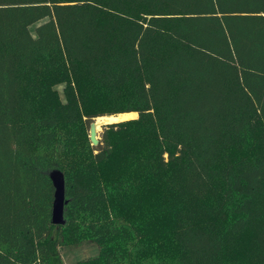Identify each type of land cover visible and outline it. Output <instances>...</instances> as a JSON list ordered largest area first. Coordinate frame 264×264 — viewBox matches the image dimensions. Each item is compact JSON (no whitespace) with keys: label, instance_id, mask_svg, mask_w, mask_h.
Instances as JSON below:
<instances>
[{"label":"trees","instance_id":"obj_1","mask_svg":"<svg viewBox=\"0 0 264 264\" xmlns=\"http://www.w3.org/2000/svg\"><path fill=\"white\" fill-rule=\"evenodd\" d=\"M86 243L75 264H264V0H0V264Z\"/></svg>","mask_w":264,"mask_h":264},{"label":"water","instance_id":"obj_2","mask_svg":"<svg viewBox=\"0 0 264 264\" xmlns=\"http://www.w3.org/2000/svg\"><path fill=\"white\" fill-rule=\"evenodd\" d=\"M104 125L106 124H102L101 127ZM88 138H89V142L91 146H96L98 144L99 139H98V131L96 130L95 120L89 124ZM47 176L50 179L53 189H54L52 209H51V224L63 225L65 222L63 213H64V206L66 204V201L64 198L63 174L58 169H52L47 172Z\"/></svg>","mask_w":264,"mask_h":264},{"label":"rangeland","instance_id":"obj_3","mask_svg":"<svg viewBox=\"0 0 264 264\" xmlns=\"http://www.w3.org/2000/svg\"><path fill=\"white\" fill-rule=\"evenodd\" d=\"M56 89L59 93H61L62 85L57 86ZM124 114H129V113H124ZM136 117H137V114L135 117H132L129 119H135ZM127 119H124V120H127ZM101 128L98 130V139H99V133L101 132ZM113 164H114V161H111L106 166V169L109 170L110 168H112ZM162 222L164 223V220ZM96 254H97V248L92 243H86L79 247H64L60 249V255H61V260L63 264H75L77 261L81 259L90 258V257L95 256Z\"/></svg>","mask_w":264,"mask_h":264},{"label":"bare ground","instance_id":"obj_4","mask_svg":"<svg viewBox=\"0 0 264 264\" xmlns=\"http://www.w3.org/2000/svg\"><path fill=\"white\" fill-rule=\"evenodd\" d=\"M136 113L120 114L115 116H102L95 119L96 130L98 131L102 124L118 122L124 119L135 117Z\"/></svg>","mask_w":264,"mask_h":264}]
</instances>
